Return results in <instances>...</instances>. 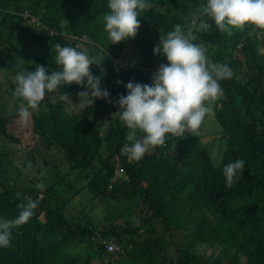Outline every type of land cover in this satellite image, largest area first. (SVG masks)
Segmentation results:
<instances>
[{
    "label": "trees",
    "instance_id": "16d2710c",
    "mask_svg": "<svg viewBox=\"0 0 264 264\" xmlns=\"http://www.w3.org/2000/svg\"><path fill=\"white\" fill-rule=\"evenodd\" d=\"M148 1L150 9L139 10V18L148 22L130 56L141 58L140 66L153 63L159 56L153 54L155 26L166 34L180 26L182 18L200 15L204 3ZM107 5L108 0H0V34L12 38L20 29L31 26L32 43L25 49L30 64L59 70L47 44L48 29L57 34L55 40L62 39L65 25L68 34L86 36L94 48H101L102 55L95 54L101 64L90 69L102 76L101 87L114 99L95 102L92 108L81 111L74 101L83 89L75 84L46 92L39 107L30 109L32 132L40 146L67 157L50 164L38 157L36 149L27 155L13 153L11 145L19 140L9 133L8 121L19 115L16 107L22 98L16 95V84L9 75L17 70L19 61L12 44L0 51L3 80L8 81L7 93L13 94V101L0 104V219L14 220L22 206L35 204L27 222L11 226L14 241L0 247V264H201L202 258L189 253L198 246L213 250L204 264H264V55L252 42V24L227 33L208 18L210 27L198 33L210 64H223L232 71L230 78L219 81L223 95L213 101L214 117L209 116L207 121H213L220 133L218 139L224 142L216 165L207 145L194 133L172 158L160 152V156L147 154L129 162L128 154L120 155L126 178L118 184L109 183L114 172L111 159L126 140L127 127L119 114L113 121L118 131L110 154L96 161L101 168L84 185L96 194L92 199L96 202L90 205L79 196L84 187L75 190L77 174L87 169L104 143L99 138L102 115L111 116L118 110L117 100L126 94L129 81L143 84L142 72L114 64L122 56L123 47L110 44L103 28ZM22 12L36 14L33 16L42 26L26 25ZM115 68H120L119 73L114 74ZM237 73H242L245 80ZM260 106L263 112L251 116ZM237 159L245 161L243 172L227 187L223 168ZM109 204L116 210L110 219L91 218L95 209L107 214ZM202 211L208 218L200 215ZM119 220L122 225L115 223ZM157 220L162 222L161 235L153 229ZM178 227L185 230L183 238L188 240L189 250H174L168 259L169 239ZM103 236L118 251L106 252L100 245Z\"/></svg>",
    "mask_w": 264,
    "mask_h": 264
},
{
    "label": "clouds",
    "instance_id": "9594fccd",
    "mask_svg": "<svg viewBox=\"0 0 264 264\" xmlns=\"http://www.w3.org/2000/svg\"><path fill=\"white\" fill-rule=\"evenodd\" d=\"M146 6L147 0H108V12L104 13L102 18L103 28L108 33L110 44L123 47L122 56L114 61L115 66L119 64L127 69L134 68L138 74L142 72L140 78L143 80V84L129 81L125 85L126 94L121 95L117 100L118 110L112 112L114 115L111 116L102 115V120L99 122V138L104 142L101 148L109 143L107 155L110 154L112 142L116 141L117 137L118 130L115 128L116 125H113L114 117L120 114V120L127 127L125 143L121 146L120 152L111 159L114 172L113 180H109V183L118 184L121 182L119 180H123L121 177L118 180L116 178L117 170L119 174L125 173L120 161L118 163L120 167L116 166L115 162L122 154H129L133 160H139L147 154L160 156L161 153H165L166 156L171 153L170 146L173 139L179 138L180 135H183L182 142L185 146L187 141L185 132L189 129L201 128L203 119L208 117L206 114L211 111L206 102L214 101L223 95L219 81L230 78L232 71L223 64L208 65L202 40L198 36L201 28L210 27L208 18L222 32L231 33L233 29L248 28L246 24H252L253 28L250 29L252 39L264 36L261 34L264 33V0H204L200 15L182 18L181 27L177 25L174 30H167L166 34L162 30L159 31L156 26L152 29L153 37L156 38L153 54L159 56L153 63L149 61L147 65L140 66L141 58L134 59L130 56L134 50L133 45L140 35L135 40L132 38L135 37L138 29L140 33L142 26L143 30L148 22L147 18H139V10L150 9V6L145 8ZM30 10L32 11L31 8ZM22 13L19 14L26 20V25L42 26L34 17L37 16L36 14L33 16L27 12ZM56 35L48 29L47 44L52 49L54 54L52 59L59 65V70L49 71L53 68L36 65L34 70L19 72L14 77L16 95L23 100L19 101L16 108L24 119L31 115L30 109L35 110L39 107L46 92L54 91L60 85L75 84L83 89L78 92V99L74 101L81 111L88 107L92 108L95 102L114 101L109 91L101 87L102 76L94 75L90 69L91 65L101 63L94 61L84 52L85 44L90 42L88 37L68 34L66 25L61 33L63 38L55 40ZM0 36L8 45L12 44L13 36L9 38L4 33ZM64 43L69 46H65ZM130 43L132 46H129ZM240 46L237 48L239 49ZM100 49L98 55H102ZM0 51L4 50L0 48ZM119 71L120 68H115L114 74ZM115 79L117 80V76ZM111 130L115 133L110 134ZM200 136L202 138L203 134L201 133ZM244 166L243 159L225 165L223 175L227 187L233 185L234 180L243 172ZM22 207L23 210L16 219H0V247H6L9 242L14 241V237L11 236V226L27 222L35 204L29 203ZM40 217L42 218V215ZM102 238L100 245L106 252L118 251V247L113 242H108L104 236ZM184 240L188 242L187 239Z\"/></svg>",
    "mask_w": 264,
    "mask_h": 264
},
{
    "label": "rangeland",
    "instance_id": "374dc122",
    "mask_svg": "<svg viewBox=\"0 0 264 264\" xmlns=\"http://www.w3.org/2000/svg\"><path fill=\"white\" fill-rule=\"evenodd\" d=\"M151 5V3L147 0V6L145 8H148ZM29 27L31 26H26V29H22L20 32H17L13 37L12 40V45L15 47V55L19 61V67L18 70L16 72H13V74L9 75V79H11V81L15 82V75L19 72H23V71H32L34 70L35 64H30V61L27 60V54L25 52V49L28 48L31 43H32V39H31V34H32V29H30ZM143 28V26H142ZM142 28L140 30V33L142 31ZM242 28V27H241ZM239 29V28H236ZM235 29V30H236ZM139 29L137 31V34L135 35L134 38L132 39H136L139 35ZM133 42V41H132ZM253 44L256 46L257 51L261 54L264 55V36L259 37V38H253L252 40ZM86 48L84 49V52H86L90 58H92L94 61L101 63V61L99 60V57H96L95 54L99 51L98 49L94 48L92 46V44L90 42L85 44ZM129 46H132V43L129 44ZM8 47V43L6 42L5 39L0 37V48L1 50H4ZM83 51V50H82ZM42 55V53L40 54V56ZM98 55V54H97ZM136 55V52H135ZM129 56V54L127 55V57ZM207 57V61H208V65L211 66L210 64V57ZM264 61V60H263ZM37 65H40L37 63ZM95 65V64H94ZM93 66V65H92ZM97 66V65H96ZM45 67H49L48 65ZM241 71H245V68H242ZM238 77L241 80H245V77L242 73H237ZM3 72L2 70H0V83H3V86H0V95L3 96V99H0V104L1 103H7V101H10L12 99L11 96H13V94H9V92L7 93V82L3 80ZM16 84V82H15ZM1 85V84H0ZM6 101V102H5ZM208 103L209 107L211 108V111L209 113L206 114V116H213L214 114L212 113V105H213V101L210 102H206ZM261 109H254L253 111V115L251 116H255L258 117L261 113V111L263 112V108L260 106ZM20 114L17 116H14V118L10 121H8V127H9V133H11L13 136H15L19 142L16 145H11L12 147V152L13 153H24V154H28L30 153V151H32V149H36V152L38 153V157L40 159L44 158L46 161H48V163L50 164H55L59 161H62L64 158H66V154L62 153L61 154H57L56 151L54 149H51L50 152L48 149L43 148L42 146H40V143L37 142V137L33 134L32 132V123L31 120H29L28 118H31L30 116L27 119L24 118H19ZM208 117L204 118L202 123H201V128L200 129H189L185 132V134H187V138L196 133L199 136L201 135V133L203 134L201 141L203 142V144L207 145L210 153L213 156V161L215 163V165L217 164V162L219 161L218 159L221 156L222 151L224 150V142H221L218 138H219V132H216V127L214 126L213 121L211 120V123H208ZM19 118V119H17ZM204 125V127H203ZM213 125V126H212ZM214 130V132H213ZM203 131V132H202ZM182 137L183 135H180L179 138L175 137L171 143L170 149H171V153L167 154L166 156H170L171 158L174 155V152L180 148H183V142H182ZM137 138V137H136ZM7 145V144H6ZM108 147H109V143L105 144L100 152H98V155L95 154L96 158L94 160H91V162L89 163L87 169H84L83 171H80L77 174L76 177V186H75V190L79 188H83L81 193L79 194V196H81L83 199H85L86 201H88V204H92L96 201L92 200L93 197L96 195L94 192H89V190L86 188V186H84L85 184H87V181L89 180V178L92 176L91 174L98 172L100 170V166L96 161H99L100 159H102L104 157V154L108 151ZM19 153V154H21ZM59 153V152H58ZM17 154V155H19ZM46 155V156H45ZM17 157V156H16ZM128 161L132 162L133 159L130 158V155L128 154ZM116 162V166H119V160L118 158L115 160ZM164 162H166L164 160ZM41 165V164H40ZM92 165H94L92 167ZM119 171L117 170V175L116 178L117 180L119 179V177L121 178H125L126 175L124 174H119ZM122 181V180H119ZM89 205V206H90ZM108 205V204H107ZM106 211L108 212L107 214L103 215V209H95L94 210V216H92V219H100L104 216V218L110 219V216L112 215V213H115L116 210L113 209L111 210L110 208V204L109 206H107ZM200 215L208 218L207 214L205 215V211L200 212ZM79 217H82L81 214H78ZM115 223L122 225V222L119 221H115ZM124 225V224H123ZM153 229L154 231L158 234L161 235L163 233L162 230V222L161 221H156L153 223ZM185 233V230L180 229L179 227L176 228V234L169 239L170 241V245L168 246V248L166 249V254L168 259H171L172 256L174 255V250H182V249H187V244L188 242L186 240H184L183 234ZM167 238V235H166ZM168 239V238H167ZM189 250V249H188ZM212 249L210 247H197V248H192L189 250V253L198 255V257L202 258L201 259V264H204L205 259L209 258V256L212 255ZM94 264V263H92ZM128 264H135L132 262H128Z\"/></svg>",
    "mask_w": 264,
    "mask_h": 264
}]
</instances>
